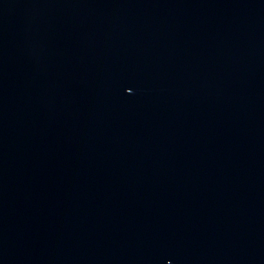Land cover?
Wrapping results in <instances>:
<instances>
[{
    "label": "water",
    "instance_id": "1",
    "mask_svg": "<svg viewBox=\"0 0 264 264\" xmlns=\"http://www.w3.org/2000/svg\"><path fill=\"white\" fill-rule=\"evenodd\" d=\"M0 264H264V0H0Z\"/></svg>",
    "mask_w": 264,
    "mask_h": 264
}]
</instances>
